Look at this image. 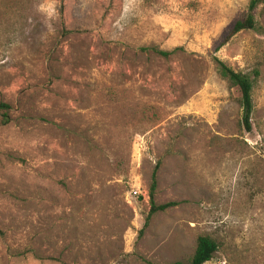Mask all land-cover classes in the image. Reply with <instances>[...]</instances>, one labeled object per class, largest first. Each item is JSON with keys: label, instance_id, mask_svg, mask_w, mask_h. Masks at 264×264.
<instances>
[{"label": "rangeland", "instance_id": "1", "mask_svg": "<svg viewBox=\"0 0 264 264\" xmlns=\"http://www.w3.org/2000/svg\"><path fill=\"white\" fill-rule=\"evenodd\" d=\"M248 1L0 0V264H188L201 235L264 264V0L219 46ZM155 166L177 205L144 227Z\"/></svg>", "mask_w": 264, "mask_h": 264}, {"label": "trees", "instance_id": "2", "mask_svg": "<svg viewBox=\"0 0 264 264\" xmlns=\"http://www.w3.org/2000/svg\"><path fill=\"white\" fill-rule=\"evenodd\" d=\"M263 0H249L247 6V14L245 17L233 23L228 33L225 35L223 40L220 42L219 46L224 45L231 37L236 35L241 31L252 30L254 23L250 15L252 10L262 2ZM146 50V49H142ZM150 51L160 58H168L169 56L175 54L176 52L181 51V49H173L171 51H160L155 48H151ZM211 63L213 70L218 76V78L226 83L229 88H236L239 93V108L241 111L239 126L245 132H250V116L252 112L251 105V81L250 79L239 72H234L222 62L216 58H211ZM8 110V107L4 104H0V112H5ZM5 116V115H4ZM2 115V117L4 118ZM4 122V120H3ZM157 166H155L150 174V183L148 187V202L149 209L144 221V227L146 226L149 218L157 213L163 212L169 208L175 207L177 204L173 202L164 203L161 205H154L152 197L153 190L155 188V176H156ZM219 244L209 236L201 235L197 236L194 243V248L192 254L189 258L188 264H206L209 262L213 254L217 251ZM171 264H180L178 262H173Z\"/></svg>", "mask_w": 264, "mask_h": 264}, {"label": "built area", "instance_id": "3", "mask_svg": "<svg viewBox=\"0 0 264 264\" xmlns=\"http://www.w3.org/2000/svg\"><path fill=\"white\" fill-rule=\"evenodd\" d=\"M129 196H130L131 198H136V199L141 198V199H143V198H142L143 195H140L139 190H138L137 187H136V188H132V189L130 190V192H129Z\"/></svg>", "mask_w": 264, "mask_h": 264}]
</instances>
